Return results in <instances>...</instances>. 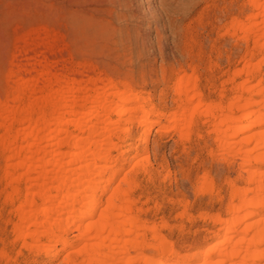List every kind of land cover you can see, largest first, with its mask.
<instances>
[{"label":"bare ground","instance_id":"1","mask_svg":"<svg viewBox=\"0 0 264 264\" xmlns=\"http://www.w3.org/2000/svg\"><path fill=\"white\" fill-rule=\"evenodd\" d=\"M247 5L254 11L243 20L234 17L227 29L251 38L260 58L251 62L255 51L249 49V61L221 83L230 88L219 90L214 99L194 69L191 74L178 71L172 108L166 112L126 81L113 83L102 75L87 83L75 74L69 78L65 70L56 73L44 55L57 52L49 43L40 44L44 53L31 58L24 56L36 48L19 53L28 64L14 57L17 70L9 78L17 86L7 92L10 98L0 99V152L5 154L3 178L9 184L25 182L23 190L4 191L9 203L18 200L12 231L24 248L50 258L66 251L57 264H264V73L256 77L264 67V0H247ZM29 73L38 77L34 83ZM27 91L31 95L22 104ZM200 124L212 135L218 157L239 159L241 180L236 175L227 183V216H209L219 224L214 239L180 253L157 224L140 218L143 208L134 207L138 200L132 194L140 186L138 175L150 179L161 173L149 160L152 131L158 138L200 139ZM135 125L141 127L137 139L131 136ZM194 185L199 193L219 194L206 172Z\"/></svg>","mask_w":264,"mask_h":264},{"label":"rangeland","instance_id":"2","mask_svg":"<svg viewBox=\"0 0 264 264\" xmlns=\"http://www.w3.org/2000/svg\"><path fill=\"white\" fill-rule=\"evenodd\" d=\"M251 12L247 0H0V99L10 98L7 92L17 86L18 81L9 78L10 71L17 70L11 64L14 57L17 55L18 64H28L30 60L25 58L44 53L40 45L44 43L57 50L55 54L44 53L57 67L56 73L65 70L69 78L76 75V79L84 81H94L102 75L113 83L126 81L149 95L164 112L172 108L171 87L178 71L191 74L194 69L205 93L214 99L219 90L230 88L221 83L249 61V49H255L251 38L246 40L240 31L227 29L234 17L243 20ZM29 46L36 49L24 56ZM254 51L251 62L261 56ZM21 52L25 58L20 57ZM77 69L83 75L78 76ZM262 72L264 67L256 77L263 76ZM27 75L32 83L38 78ZM238 77L235 83L245 75ZM27 92L22 104L31 93ZM199 127L202 138L191 135L186 141L173 134L158 138L152 131L149 160L154 167L162 168L161 173L150 179L138 175L140 186L132 194L138 200L134 207L143 208L140 218L157 224L159 232L180 253L214 239L219 224L209 216H227V183L236 175L240 179L239 159L218 157L212 135L206 132L205 125ZM140 128L133 126V139L138 138ZM4 166L5 154L0 152V253L4 254L0 255V264H57L66 251L50 258L24 248L22 240L15 239L12 224L17 219L14 209L18 200L9 203L4 191L17 186L23 190L25 182L21 178L9 184L3 178ZM204 172L213 179L218 196L194 190L197 177ZM180 199L188 201L186 208L180 205ZM184 212L185 216L180 217ZM163 222L167 225L161 228Z\"/></svg>","mask_w":264,"mask_h":264}]
</instances>
